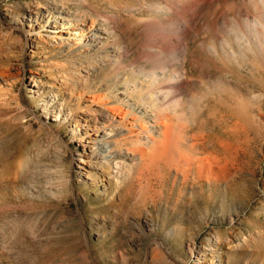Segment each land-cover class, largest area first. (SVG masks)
I'll list each match as a JSON object with an SVG mask.
<instances>
[{
	"label": "rangeland",
	"instance_id": "obj_1",
	"mask_svg": "<svg viewBox=\"0 0 264 264\" xmlns=\"http://www.w3.org/2000/svg\"><path fill=\"white\" fill-rule=\"evenodd\" d=\"M0 264H264V0H0Z\"/></svg>",
	"mask_w": 264,
	"mask_h": 264
},
{
	"label": "bare ground",
	"instance_id": "obj_2",
	"mask_svg": "<svg viewBox=\"0 0 264 264\" xmlns=\"http://www.w3.org/2000/svg\"><path fill=\"white\" fill-rule=\"evenodd\" d=\"M31 32H32V31H31ZM32 33H33V32H32ZM32 33H31V34H32ZM166 118H167V117H166ZM157 121H158V120H157ZM162 122H163V123H162ZM159 123L164 125V123H165V118H160Z\"/></svg>",
	"mask_w": 264,
	"mask_h": 264
}]
</instances>
